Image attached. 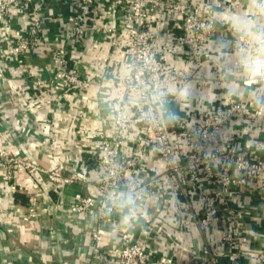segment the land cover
<instances>
[{
  "label": "built area",
  "instance_id": "built-area-1",
  "mask_svg": "<svg viewBox=\"0 0 264 264\" xmlns=\"http://www.w3.org/2000/svg\"><path fill=\"white\" fill-rule=\"evenodd\" d=\"M28 1L0 0V58L5 65L0 66V80L5 77L19 80V88L10 91L8 97L15 99L18 119L27 115V120L34 121L41 111L54 117L69 91L90 90L95 84L82 76L61 42L48 47L42 36L41 11L30 8ZM70 1L76 4V11L67 40L80 54L86 52L84 42L88 39L114 51L126 43L121 59L120 95L117 99L99 97L110 118L102 116L107 130L98 137V173L90 185L92 191L67 205L63 201L46 203L31 195L26 204V217L36 220L40 210L46 209L70 213L76 219L75 226L86 215L94 218L89 231L78 227V232L79 236L84 233L88 236L86 250L81 253L83 257H90L84 264H96L102 257L99 243L104 227L112 225L113 216L120 212L112 199L122 189L136 193L140 200L155 193L164 203L162 208H156L160 226L154 228L147 216L138 236L134 237L128 229L122 231L108 257L109 264H154L163 234L160 227L169 219L180 230L186 229L185 222L190 223L207 240L202 247L196 241L195 264H264V240H261L264 212L257 213L256 205L251 202L253 199L264 202V106L249 99L232 98L204 113L198 123L180 116H169L165 123L158 111L168 98V87L185 79L167 63L166 55L190 45L218 43L221 47L242 51L246 71L243 75H233L231 81L252 91L264 89V0ZM105 4L106 10L102 7ZM103 11L106 13L101 15ZM116 11L121 19L120 27L113 23ZM246 21H250L249 29L255 36L237 29L238 22ZM42 51L50 55L46 75L42 74L44 69L34 70L26 61L32 53ZM234 63L237 67L239 57ZM211 77L216 78L213 73ZM134 93L139 96V102L131 111L130 96ZM4 113L0 105V119H4ZM77 115L75 123L79 126L83 112ZM252 117L263 120L251 121ZM8 127L6 131L18 138L21 147L16 152L7 143L0 145V167L5 172L3 183L14 181L10 188L6 184L9 190L4 194L9 203L21 186V174L40 172L46 190L73 183L87 188L84 159H77L69 173H64L60 164L42 169L26 155L23 143L37 141L43 149L46 135L28 131V124L18 132ZM147 148L156 153L154 160L165 166L163 173L146 174ZM127 171L133 177L127 178ZM202 181L210 188L198 192L197 199L193 200L197 207H194L189 202L187 189L197 190ZM174 192L185 201L170 217L163 208L167 197ZM5 211L11 213L15 208L11 204ZM211 240L215 241L213 247ZM74 242L79 247L84 245L83 241ZM70 254L68 249L62 251L63 256ZM168 256L169 259L171 253ZM62 264L68 261L63 260Z\"/></svg>",
  "mask_w": 264,
  "mask_h": 264
},
{
  "label": "crops",
  "instance_id": "crops-1",
  "mask_svg": "<svg viewBox=\"0 0 264 264\" xmlns=\"http://www.w3.org/2000/svg\"><path fill=\"white\" fill-rule=\"evenodd\" d=\"M117 1L121 3L120 0ZM28 5L30 8L41 11L42 36L47 41L48 47H54L61 42L66 47L71 62L76 64L82 76L93 80L95 86L86 91H69L67 96L60 101L54 117L47 111H41L32 121V119L27 120V115L23 119H18L15 99L8 97L10 91L19 88V80H9V77L0 80V105L5 112L4 119H0V145L7 143L9 148L19 152L21 147L18 138L6 130L8 126H11L14 131L18 132L28 124V131L33 130L38 134L46 135V147L42 149L37 141L35 143L24 142L26 155L38 163L42 169L60 164L64 173L72 171L77 159H84L87 188L73 183L60 189L46 190L44 178L40 172L29 175L21 174L19 178L21 186L14 192L18 198L15 200L13 196L12 203H9L4 194L9 190L6 184L10 188L14 181L3 183L5 172L0 167V264H62L63 260H67L68 264H84L90 257V255L82 256L86 250L85 244L88 236L86 233L79 236L78 227H81L84 232L89 231L94 218L86 215L83 221L75 226L76 219L70 213L64 211L55 213L53 210L42 209L36 220H29L26 217V204L28 198L34 195L46 203L47 201H63L67 205L75 198L92 191L90 185L98 173V137L107 130L103 125L102 116L110 118L105 103L100 102L99 97L119 98L118 86L123 75L121 59L127 46L123 42L119 49L114 51L105 44H95L92 39H88L84 42L86 52L80 54L79 50L73 48L67 40V31L73 23V15L76 11V4L73 1L29 0ZM106 5L102 6L105 10L108 8ZM103 13L106 12H101V15ZM118 14L119 12L113 17V23L120 27L121 19ZM22 21L24 22V19ZM250 26V21L236 24L238 30L253 36L254 34L249 29ZM202 49L206 52L202 53ZM238 57L240 63L235 67L234 60ZM244 58L245 54L242 51L221 47L218 43L181 47L177 48L172 55H166L167 63L174 66L179 73L185 76V79L182 83L168 87V98L158 108L161 120L168 123L171 116H180L194 119L198 123L204 113L215 110L214 108L221 107L236 97L249 99L259 106H264V89L252 91L231 81L233 75L245 73L247 63ZM26 61L34 70L41 67L44 69L42 74H48L50 69L48 52L32 53L26 57ZM0 66H5L1 58ZM212 73L216 78L211 77ZM138 102L139 96L136 93L132 94L129 110H135ZM79 112H83V116L80 125L77 126L75 120ZM250 119L256 122L264 118L253 119L252 117ZM49 128H52V131H49ZM236 134L238 132L233 134L234 137ZM146 150V156L144 155L146 174L152 176L163 173L165 166L154 160L156 153L150 148ZM126 177L131 178L133 175L127 171ZM200 183L197 190L187 189L189 202L191 201L194 207H197V202L193 200L197 199L198 192L210 188L205 181ZM21 195L25 197V202L21 201ZM167 198L169 199H167L163 212L172 217V214L184 205L185 199L175 192ZM112 201L120 207V212L112 215V225L107 224L104 227L105 230L99 243L102 257L96 264H109L108 257L113 252L112 248L118 242L122 231L128 229L134 237L138 236L145 224L144 217L148 216L151 219L154 228L160 226L158 215H156V208L158 206L162 208L164 205L160 195L152 193L140 200L136 193L122 189ZM251 202L256 205L257 213L264 211V202L260 203L254 199ZM11 204L15 211L6 212L5 210L11 207ZM184 225L186 229L180 230L176 225L170 224V219L161 225L163 234L157 246V261L154 264H166L165 262L195 264L193 247L196 246V241L202 247L207 240L203 239L190 223L185 222ZM76 240L83 241V247H79L74 242ZM214 244L215 241L211 240L210 245L213 247ZM67 249L72 254L63 256L62 251ZM170 253L171 257L168 259Z\"/></svg>",
  "mask_w": 264,
  "mask_h": 264
},
{
  "label": "trees",
  "instance_id": "trees-1",
  "mask_svg": "<svg viewBox=\"0 0 264 264\" xmlns=\"http://www.w3.org/2000/svg\"><path fill=\"white\" fill-rule=\"evenodd\" d=\"M20 197H21V201L25 202V197H23L22 195ZM14 198H15V200H17L18 195H14ZM262 212H264V211H260L259 213H262Z\"/></svg>",
  "mask_w": 264,
  "mask_h": 264
}]
</instances>
